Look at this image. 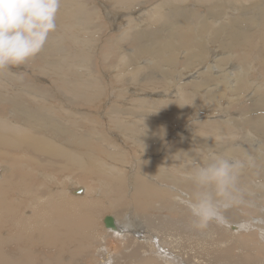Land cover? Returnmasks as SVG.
Returning <instances> with one entry per match:
<instances>
[{
  "label": "bare ground",
  "instance_id": "6f19581e",
  "mask_svg": "<svg viewBox=\"0 0 264 264\" xmlns=\"http://www.w3.org/2000/svg\"><path fill=\"white\" fill-rule=\"evenodd\" d=\"M73 1L74 3L72 2L70 4L63 3L65 1L61 2V8L57 14L56 31L50 34L49 40L44 46L46 48H43V49H45L46 51H49L52 49L56 50L55 52L49 54L47 64L49 67H52V70L54 72L60 73L59 75H62V78H63L62 85H64V91L68 93L70 98L76 99L77 103L79 101L81 106L82 105L89 106L91 105L90 102L87 100L89 95L86 94V91L88 90L86 89V87L88 86V84H86L85 87L84 86L81 87L80 84L84 83V81L92 74H93V77H95L94 75H97V74H94L95 69H92L93 67L89 66V63L94 61L93 59H90L94 46H96L99 52H100L99 48L101 49V47H98V44H99L98 34H102L103 28L102 26L99 27L96 25L98 23H101V12L97 11L98 8H96L95 6H92V0H79L78 4H76V1L78 0H73ZM99 1L103 2L102 0H99ZM110 1L113 2L112 6L115 7L116 9V13L113 12L114 16L118 17L119 19L122 17H125L124 14L122 13H127L129 10H131V12L138 14L134 20L128 19L127 21L124 22L127 29L126 31H124L125 33L123 34V36L119 37L118 40L114 43L116 47L117 46L121 47L123 43H125L126 45V43L130 41V45L134 47L133 51L127 52L128 50L125 49V46H123V50L120 49L119 53L117 52L119 55L116 60L119 61V66L121 67V70H119V68H116L117 73H118V75L116 73L117 80H120L119 78L123 76L122 78H124V80L126 81V84H129L133 87L141 88V90L139 91L135 90L134 93L147 91L150 89H163L165 91V94H162L163 96L162 99L159 98L160 95L156 97L153 96L148 99H144V98L137 99L135 100L137 104L133 105V108H120V107L114 106L112 108H109V110H107L108 105H105V109L107 110L106 114L108 115L105 119L107 121H110L111 123H115L116 124L115 127H118V129L122 131L123 133L122 136H124L126 140H130L132 142V146L140 147L143 151H146L145 153L147 152L157 153L158 151L159 152L162 151L161 147L163 146L162 144L163 139H165L172 130L174 131V127L176 126L174 124L167 128H163L160 126L161 124L166 125L168 121L170 120L168 118H166L165 120L164 118H161L162 114L160 113V111H163V107L172 108L171 111L167 110V112H170L172 116V118L170 116L171 119H174V112H175L178 115H183L180 118V121L184 122L187 120V117H188L187 114L189 112V109L191 108L198 109L202 112L213 113V112H209L210 109L213 107L212 111L218 112L219 109H222L221 101L225 99L230 100V102H227L228 107L223 110V112H225L228 115V120L220 121V122H213V123H203V122L195 123L192 121L194 124V129H191L189 127V121L184 122L183 123L184 125L181 127L179 133L175 134L174 138L183 140L181 141L180 145L183 144L185 146L174 149V147H172V144H171V146L169 147H172V148L166 149L165 154L164 153L162 154L164 157L159 158L162 160L161 163H157L156 166H153V165L151 166L155 168L157 167L158 171L160 172L159 174L164 176L165 178L164 180H169L176 186V188L173 187L174 193H176V195L180 193L181 189L189 190L188 193H185L184 195L185 198L193 190V185L191 181L183 182L177 178H172L170 175L168 176L166 174L164 175V172H163L165 170L164 169L165 165H163V163L166 164V162L168 161L170 163L171 161L175 162L174 159H176L177 161L178 154L185 153L184 161L185 163H189V164L187 165L182 164L181 166H178V167H175V166H172V167H175V169L178 172L183 173L184 176H189L191 169H192V165H193V164H190L191 163L190 161H188V157L194 158L193 162L195 161L199 163L205 162L209 154L211 153H221V154L234 156L238 158L251 157L252 159V165L250 167L245 168L240 177V184L243 187L242 188L243 193L246 192L248 195H250V197L248 196L249 197L248 200L243 201V198H242L241 202L245 203L244 206L240 207V205L239 206L237 205V207L239 208H232L233 207L232 205L225 207L222 211L221 219L219 221L210 222L207 228L205 229H197L192 226L191 214L188 211L186 206L181 208L182 210H184L183 212H181V210L179 211L178 209H176L175 208L176 206L174 207V210L173 208L171 209L167 207H161V205H160V209L153 208L156 205L155 199L159 200L160 198L161 200L163 196L164 198L166 196V199H167L168 193L163 191L162 187L160 186V182H158V180L157 181L154 180L153 178L149 176V174L148 175L144 174V172L142 171H137L135 175L133 174L134 175L132 177L133 180L129 178L131 180L132 185L134 186L133 195H135V198L134 196L132 197L134 202H135V199H138V202L136 201L135 203H137L138 206L141 205L143 207V210L144 208H147L146 206L147 204L148 207H151L149 208V210L154 209L155 212L161 211L164 209L169 210V211H174V213L178 214V218H177L178 221H181L183 223L187 221L190 224L191 229L188 234L190 237L192 236L193 239H197L198 236L204 237L208 235L215 237V234H217V239L215 237L216 243L218 241H220V243L219 242L217 244H215V242L213 243L215 244L216 247L218 248L221 247V250L219 251L217 250L218 253H216V255L219 254L217 255V258H216L217 260L223 261V258H225L227 259V261L229 260L231 264H257V262H255L254 260L249 259L250 257L247 258V255L244 256L240 254H247L249 252L248 249L254 250L253 245L251 244V238H250L252 237L250 236L252 234L249 233L247 235L246 233L247 237H244L243 236L244 233L242 231L244 232L251 231V230L256 231V229L261 227V225L263 226V229H264V220L261 219V218H264V94L262 93L264 92V85H261L255 82L256 84L253 86L254 93L246 96L247 103H248L247 111H244L247 114L246 118L244 116H241V119L234 118L230 112L229 105L238 104L236 102L237 97L235 98L232 97L234 99L232 98L229 99V96L218 98V97H214V94H213L212 103H209L210 99L207 96H200V95H202L203 93H207L208 89H211V86H213L214 84H216L215 87L219 91L222 89H226V90H229L230 92L235 93L238 83H241V84L247 83L249 85L253 83L249 80V78L252 76V73H253L252 68L248 71H244L243 69H241L240 72L237 74L234 73L233 71L229 72L228 69L220 65V58L219 60L215 61V64H217V66L212 67L213 60L215 57L213 51H216V50L214 48H209L211 46L209 42L208 44L210 45L209 47L207 46L206 42L204 41L205 39L204 38L202 39V36L204 34H207L208 39L210 40H212L214 36H218L219 38H217V40H219L220 42L218 48L220 49H222L223 45H228L229 50L227 51L229 52L226 53L227 55L226 57L228 58H234L237 54H239V52L241 55H244L246 57L248 55L250 56L251 52L249 54V52H247L246 50H249L248 48H250L252 45H255L253 48L255 52L252 53V59L254 58L255 62L259 61L264 70V0H245L246 5H244L241 8L242 10L240 9L242 13L238 17H235L233 20H230V19L227 20L225 18H229L228 11H230L232 8H235L237 3H239L240 0H236V1L234 0H158V1H155V0H110ZM191 1H193L194 3H191ZM103 6L105 8V5ZM211 13L216 14L217 17H214L213 15H211ZM113 21H114V24L117 25L116 28H123L122 23L119 24L118 19L115 18L112 20V22ZM246 28H248L249 30H247ZM72 30L76 31L77 33L74 34ZM194 32L195 34L196 33L201 34V37H197V39H195L191 44L187 43L186 42L187 35L189 36L190 33H194ZM67 34L70 35L69 42L71 41V43H74V45L79 47L77 51H80L81 54L83 55L82 57H80V59L74 58L73 56L70 57V55L66 54L65 45H64L65 43L62 44L61 41L66 42L62 39L66 38L65 36ZM101 38H104V37H101ZM104 40H106V38ZM56 42L59 43V48L58 46L56 48L55 46ZM110 42H111V39L105 41L104 44L108 45ZM244 47L246 48V50H243ZM70 49H72V47ZM97 50L96 52H98ZM216 53L218 54V52ZM71 58H74V60H71ZM113 61L114 60H112V62ZM180 65L182 66V68H177ZM71 67H73V70L71 69ZM172 68H176L177 70L176 73H174V77L172 76L173 72L171 70H174ZM70 69L72 70L71 74L75 76L76 78H78L79 80L78 83H74L71 79L65 77L66 76L65 72ZM150 69H152V71H150ZM113 70L114 69L112 68V71ZM214 70H216L215 72L217 74H219L220 72H222V70H224L227 73V75L224 76L223 80H218L215 82L213 81L214 83L210 85L206 91H203V90H200L199 88L197 89L196 87H194L197 84L199 85L201 83L203 84L204 79H206V77L212 76V73ZM8 72H11V71H8ZM124 75H126V77L127 75H129L130 76L129 79H127L128 77L125 78ZM5 78H8V77H5ZM16 79L17 81H20V79H23V78L16 77ZM98 80L96 78V79L91 80L89 83L90 84L96 83L98 82ZM186 80H188V82H186ZM227 81H228V86L221 85L222 82H227ZM10 83H11V80H10ZM101 84L103 85V83ZM2 85H4V83ZM28 85L29 84H27V86ZM31 85L35 87L36 84L35 85L31 84ZM190 86L192 88L191 91L189 90ZM205 86H206V83L204 82L203 85L198 86V87L204 88ZM122 87H123V83H122ZM114 90L116 89L114 88ZM52 91L50 92V95ZM91 91H93V93L91 94L93 96V99L95 101L98 100L100 96L98 97L97 95L99 93L101 94V90L94 89ZM132 91L133 90L129 88V92L132 93ZM122 92H124V90ZM174 92H176L175 96H174ZM30 93L32 94V92ZM6 96H8V94ZM136 96L137 94H135V97ZM103 97L105 98V96ZM201 97L202 99H200ZM15 98H14L15 101L13 100L14 102H16L17 96ZM21 98L23 99L24 97L21 96ZM64 99L65 97L62 100ZM206 99H207V102H206ZM103 100L106 101L105 99ZM21 106L22 105H20V107ZM85 108L90 109L89 107H85ZM219 111L221 112V110ZM192 113L194 114V112ZM64 114L66 118H70L69 113H64ZM95 114H96V111H95ZM2 118L4 119V117ZM43 118L46 119L44 122H51V121H47V118L48 119L50 118L48 114H44ZM91 118H92L91 113H88L86 115L75 116V119L78 122L91 120ZM16 120L14 123H12L13 122L12 121L9 124L4 122L5 120L0 122V136H1L0 148H4V149L6 148V145L2 144L3 142L7 145L17 143L15 146H22L24 152L30 153L32 150L30 152L27 150L29 148V146L27 147V144L30 142L31 146L32 145L38 146V152H39V155H37L38 158L33 157V156L31 157L36 159L35 162H37V165L39 167L40 165L46 166L47 163L60 166L66 162L65 166L69 164H73L74 168L76 169L74 172L75 179L79 178V174L81 178L84 176L100 175V173L103 172L105 174L111 175L110 179L112 180L109 182L110 179L107 180L106 178H104V180L100 182L101 184L98 183V187L94 188V191H93V188H91L90 186H77L76 187V185H74L76 183L74 180L73 185L75 187L73 186L74 188L70 189V194H72V197L67 196L70 198L66 199L65 198L66 191L64 188L65 186L63 187L62 185V187H58L57 190L50 188L51 189L50 191L47 190L46 188V185L49 181H53L59 186H61V183H59L58 180H56L55 175L54 174H49L47 176L43 175V177L39 176L38 182H42V183L41 185L37 187L36 191L33 190V188H31L28 193L19 190L20 192L15 193L14 196L12 197L13 199L10 200L9 198L11 197L8 195V192H9L8 189L11 188L13 185H15V182H14V179L12 180L13 176L12 177L8 176L9 171L5 167L2 168L0 166V218L1 219L7 218V220L10 223L7 221L6 226L11 227L9 229V232L12 234V236H9V232H7L4 234V236L0 235V264H74L73 259H75L76 261L77 258L81 257L83 254H93V255L98 254L99 257H102L101 254L102 255L105 254L109 257V260L108 259L105 260L104 258V262H103L104 264H131L129 259L131 260L135 259L134 262L138 260L140 264H155V263L157 264H194L192 260L190 261L188 259V262H186L184 261V258L176 254L175 255L177 256V259L174 258V252H176L175 250L178 248V245L175 244L176 242L174 240V236H172L171 234H169L170 236L168 237L160 238L159 232L156 233V235H159L157 237L158 240L156 241L157 243V246H156L154 244L155 238L153 239V237L148 236L147 234H144L145 236L140 235V234L137 235L136 232L138 230L132 231L133 229H131L130 223L132 222L133 217L130 219V217L127 216V212L125 211L128 207L126 208V206L124 205L125 203L122 204L118 208V212L116 213V215L111 216L110 214L109 216H107V217H111L112 220L114 221V228L106 226L105 233L100 234L99 232L100 230L98 227V219H95L96 213L99 211L101 212V205L106 204L107 208L110 207L109 209L112 210L114 209L115 205H118L120 202V198L118 197V195L114 196L113 202H109V203L105 201L101 202V198L102 200H105L103 192L105 191V196H107L108 194L116 193L117 192L116 185L119 183L125 184L126 182L125 179H127L126 174L122 172L121 170L123 169L124 164L128 162V160L122 158L123 153L116 152L115 144H112V143L109 144V147L111 149L113 148L115 149L114 152L113 153L111 152L112 154H110V155H113L112 158L114 159V162H113V159H111L112 161L107 163V162H104V160L93 149L89 148L88 146H87L88 147L87 149L86 145L82 143H78L79 146L70 144V142L74 141L75 134L77 132L74 128H72L70 131L71 136L62 137V142H61L60 133H59V130L57 129H54L53 137H47L44 133H38V131H36L37 133H35L34 128L32 129V126L28 124L21 125L23 126V129H20L16 123ZM99 120L101 121L100 118ZM99 123H101L102 125L104 122L102 120V122H98V124ZM117 123L119 124L118 126H117ZM48 124L49 123H47V125ZM94 125H95L94 127H97L96 121ZM110 126H113V125H110ZM44 128H47V126L45 125ZM247 128L250 129V132L248 134L246 133L247 135H245V144H244L243 133ZM61 129H62V132L64 133L67 132L66 125L63 122H62ZM110 130H113V129H110ZM102 134L99 133L98 128H93V134L89 136V140L94 141L97 145L102 144L103 142ZM48 139L55 143L60 144L61 148L58 147L59 149H54L50 145V142ZM2 140L3 142H1ZM118 140L121 141V139H118ZM236 141H240V143ZM75 142L77 143V140H75ZM143 145L145 147H143ZM177 146L178 145H176V147ZM5 150H7V148ZM122 150H124V148ZM13 153L16 154L15 152ZM81 155L84 156V159L88 157L90 158V160H88V162L86 163L81 157ZM17 158L19 159L18 160L19 162L20 158L18 157V155H17ZM3 159L4 157H2L1 160ZM137 159L138 160L136 161H139L137 163L138 170L139 169L142 170L145 163L143 165V162H140L141 158L140 159L137 158ZM21 162L23 161L21 160ZM182 162L183 161H181V163ZM24 163L27 164L28 161ZM37 165H35V167ZM72 167H70L71 170L69 173L72 172ZM133 167H134V164H133ZM146 169L148 168L146 167ZM149 170L151 171V169ZM156 170L154 171L156 172ZM66 171L68 172V170ZM11 173H14V171L11 170ZM71 179L72 178H70L69 180ZM166 182H163V183H166ZM16 185L17 187L18 185L24 187L26 185V182L21 181V179H19V183H16ZM91 186L94 187V184ZM156 188L159 189V191ZM12 189H14V187ZM100 190H101V193L99 192L97 197H95L98 199V202L96 203V206H97L96 209H91L90 211H88L86 206L82 207L78 205L79 207H77V204H80L79 202L80 200H84L87 197H92V194H94V192L96 193ZM125 192L126 191H124V193ZM76 196H80V197H76ZM25 199L26 201L29 200V203H28L29 206L27 205L29 207L28 209H32L33 211L32 210L27 211L22 221L17 220L16 217L21 216L18 207L19 205L22 204L21 200H25ZM143 199L147 201H144ZM128 201L129 200H127V202ZM161 201L163 202L164 205H166L165 203L167 202V200L166 201L161 200ZM168 202L170 201L168 200ZM39 203H41L40 207L38 205ZM38 207L40 208V212L36 213L37 211L35 210ZM135 208L137 209L138 207H135ZM49 210H50L49 215L46 217H43ZM149 210L147 212H149ZM150 211H152L154 214L153 210H150ZM250 214H254V215L256 214L257 216L260 215L263 217L259 216L257 218L256 217H249L247 219L243 218V216L245 215L250 216ZM172 216L174 219V214ZM21 217H23V215ZM102 219H103V216H102ZM162 219H163V213H162ZM168 219H170V217H168ZM156 220H158V218ZM170 220L168 221L170 222ZM248 220H251L252 223H249ZM140 222L142 223L141 220ZM147 222L148 221L146 220V223ZM155 222L156 221H154V223ZM175 222L176 221H174V223ZM233 222H235V224ZM154 223H151V225L154 226L155 225ZM220 223H223L224 226L226 225L228 227V229H225V230L230 231L231 233L230 237H228L226 231L221 232L220 228L217 227V224L219 225ZM165 224H168V223H165ZM156 225L158 224L156 223ZM226 226L225 228H227ZM156 228L158 227L156 226ZM19 229H21V231ZM164 229L162 230L160 229V230L163 231ZM15 230L17 231V233ZM126 230H128V232H126ZM200 230L202 231L206 230V232L207 231L208 232L200 235L198 233V231ZM146 231L145 233H147ZM25 234L28 237L24 236ZM129 234L131 235L129 236ZM151 234L153 235V233ZM177 234L176 236L180 235V234L178 235ZM241 234H242V237H241ZM260 234H261L260 236L264 238V230H262V233ZM132 235H134L136 238H139L140 240H137ZM254 235H256V233ZM153 236H155V234ZM111 237L112 239H114V241L112 245H109L108 242H109V238L111 239ZM194 241H197V240H194ZM198 241H199V245L201 246V249L203 248L201 251L203 252L207 250L206 245H205L206 243H202V241H205V240L199 239ZM258 242H261V241H258ZM118 243L119 244L121 243L123 246L125 244L124 249L120 250V248L117 246ZM13 245L17 246L19 249H16L14 247L15 250H13ZM122 245H120L121 248L123 247ZM93 248H94V251L92 252ZM217 251H213V252H217ZM261 253H262V250H261ZM36 254H50V255L57 254V257L54 260H52L50 259L51 257L46 258L44 256L45 259L42 257V259L44 260L41 259L40 261H38L36 258ZM63 254H73V257L68 256L70 263L67 261L68 259H66L65 257H64L65 259L64 258L62 259ZM71 261L73 262L71 263ZM223 262H226V261H223ZM197 264H205V262H197Z\"/></svg>",
  "mask_w": 264,
  "mask_h": 264
},
{
  "label": "rangeland",
  "instance_id": "374dc122",
  "mask_svg": "<svg viewBox=\"0 0 264 264\" xmlns=\"http://www.w3.org/2000/svg\"><path fill=\"white\" fill-rule=\"evenodd\" d=\"M65 1V2H63ZM103 2H100L99 0H92V6H95L97 9V11H100L101 12V23H98L96 24L97 26L103 28V32L102 34H98V47H101V49L99 48L100 52L97 50L96 46H94L93 48V52H92V55H91V58L90 59H93L94 61L93 62H90L89 63V66L93 67L92 69H95L94 71V74H97V75H94L95 77H93V74L91 76H89L85 81L84 83L80 84V86H86V84H88V86L86 87V89H88L86 91V94L89 95L88 97V101L90 102L91 105L87 106V105H82L79 103L76 102V99H72L69 97L68 93H66V91H64V85H62L63 83V78H62V75H59L60 73H56L52 70V67H49L48 64H47V60H48V57H49V54L55 52L56 50L55 49H52V50H49V51H46L45 49H43V51L41 53H38V57H32L30 58L28 61H26L24 64L22 65H19V66H13L11 67L10 69H6L4 71L1 72L0 74V122L1 121H4L6 122L7 124H9L10 122L14 123L15 120H16V123L18 125V127L20 129H23V124H28L30 126H32V129L34 128V132L37 133L36 131H38V133H44L47 137H53L54 135V129H57L59 130V133H60V141L62 142V137L64 136H71L70 134V131L72 128H74L77 132L75 134V139L73 142H70V144H73L75 146H79L78 143H82L84 145H86V147L88 146L89 148L93 149L103 160L104 162H111L113 159L112 156L113 155H110L114 152V150L116 149V152H121L123 153V157L124 159H127L128 162H126L124 164V167L123 169L121 170L122 172H124L126 174V182L125 184H117L116 185V193L114 194H108L107 196H105V191L103 192V195L105 197V200H102L101 198V202L105 201L107 203L109 202H113V198L114 196L118 195V197L120 198V202L118 205H115L114 209H109L107 208V205H101V212H97L96 215H95V219H98V227H99V232L100 234L101 233H105V224H104V218L109 216L111 214V216L113 215H116V213L118 212V208L124 204L126 206V211L127 212V216L130 217V219L133 217V220L132 222L130 223V227L131 229H133L132 231H137L136 234L137 235H144V234H147L148 236H151L153 237L154 239V244L157 246V243L156 241L158 240V236L159 235H156V233L159 232L160 234V238L162 237H168L170 236L169 234H171L172 236H174V240H175V244L178 245V248L175 250L176 252H174V258L177 259V256L176 255H179L180 257L184 258V261L188 262V259L191 261L194 262V264H197V262H205V264H231L229 262V260L227 261V259L223 258V261H226V262H223L222 260H217V254L219 250H221V247H216L215 244H217L218 242L220 243V241H218L216 243V239H217V234H215V237H212L210 235L208 236H204V237H200L198 236L197 239H193V237L189 236V232H190V224L185 221V223L181 222V221H178L177 218H178V214L174 213V211H169V210H161V211H157L155 212L154 209H150V210H153L154 211V214L152 211L149 210V208L151 207H148V205L146 204L147 208H144L143 210V207L141 205H137V203H135L136 201L138 202V199H135V202L133 200V196L135 198V195H133V191H134V186L132 185L131 183V180H133V176L135 175V173L137 171H142L144 172V174H149V176L151 178H153L154 180H158V182H160V186L162 187L163 191H165L166 193H168L167 195V199H166V196L164 198V196L162 197L161 200L163 201H166L167 202L165 203L166 205L163 204V202L160 200H156L155 199V207L153 208H156V209H160V205L161 207H167V208H173L174 210V207L176 209H178L179 211L181 210V212H183L184 210H182L181 208L185 207V205L183 206V201L185 199L184 195L185 193H188L189 190L187 189H181L180 190V193H178L176 195V193H174V188H176V186L170 182L169 180H164V176L163 175H160L157 167H151L152 165L153 166H156L157 163H161V159L159 158H162L164 157L162 154L164 153L165 154V150L168 149V148H172L174 147V149L178 148V147H182V146H185L183 144L180 145L181 139H178V138H174V135L175 134H178L181 127L184 125L183 123L184 122H188L189 121V127L191 129H194V124L193 122H203V123H213V122H220V121H225V120H228V115L223 112V110L225 108H227V102H230V100H222L221 103H222V106L221 108L222 109H219L221 110V112L218 110V112H214L212 111V108L210 109L209 112H213V113H208V112H202L198 109H189V112L187 114V120L184 121V122H181L180 121V118L183 116V115H178L174 112V119H171L172 116L170 114V112H167L168 111H171L172 108L171 107H163V111H160V113L162 114L161 115V118H164V120L166 118L170 119L168 121V123L166 125H163L161 124L160 126L163 127V128H167V127H170L171 125H176L174 127V131L172 130L169 135L163 139V146L161 147L162 148V151H158L157 153H145L146 151H143L140 147H134L132 146V142L130 140H126L124 138L123 133L120 129H118V127H115L116 124L115 123H111L110 121H107L105 118L108 116L106 114L107 110H109V108H112V107H120V108H133V105L137 104L135 102V100L137 99H141V98H144V99H148V98H151L153 96H158L160 95L159 98H163L162 94H165V91L163 89H150V90H147V91H142V92H138V93H134L135 90L136 91H139L141 90V88H137V87H133L129 84H126V81L124 80V78H119L120 80H117V69L116 68H119V70H121V67L119 66V61L116 60L118 58V53H119V50H123V46H125V49H127L129 51H133L134 50V47L130 45V41H128L125 45V43H123L121 45V47H116L114 45V43L118 40L119 37L123 36V34L125 33L124 31H126V25H125V21H127L128 19H132L134 20L136 17H137V13H134V12H131V10H129L127 13H122L124 14L125 17H122V18H118L116 16H114V13H116V9L115 7L112 6L113 2L110 1V0H102ZM109 1V2H108ZM155 1H158V0H155ZM236 1V0H234ZM63 3L65 4H70V3H74L73 0L69 1V0H62ZM79 3V0L76 1V4ZM191 3H194L193 1H191ZM241 3V4H240ZM154 4V3H153ZM105 5V8L104 6ZM246 5L245 4V0H240L239 3H237L236 7L235 8H232L230 11H228V15H229V18H225L227 20H233L235 17H238L242 12H241V8ZM91 6V4H90ZM112 6V7H111ZM238 8V9H237ZM241 9V10H240ZM239 10V11H238ZM232 11V12H231ZM121 13V12H120ZM131 13V14H130ZM211 15H213L214 17H217L216 14H213L211 13ZM231 16V17H230ZM114 17V18H113ZM132 17V18H131ZM221 17V16H220ZM233 17V18H232ZM118 19L119 20V24L122 23V27L123 28H116V24H114V21L112 22L113 19ZM126 18V19H125ZM125 19V20H124ZM97 20V19H96ZM115 25V27H114ZM247 30H249L248 28H246ZM72 32L74 34H76L77 32L76 31H73ZM108 32V33H107ZM123 32V33H122ZM100 33V32H99ZM69 34V33H68ZM66 35L64 39V41H68L67 43L66 42H62V44L65 45V50H66V54L70 55V57H74V58H77V59H80V57H82L83 55L81 54L80 51H77V49H79V47H77L76 45H74V43H71V41L69 42V37L70 35ZM104 37V38H101V37ZM112 36V37H111ZM192 36V37H191ZM197 37H201V34H195L194 33H190L189 36L187 35L186 37V42L191 44L195 39H197ZM106 38V40H104ZM194 38V39H193ZM205 39L204 41L206 42L207 46L209 47V45L211 44V46L209 48H214L216 51H213L215 57H214V60H213V64H212V67H215L217 66V64H215V61L219 60L220 58V65H222L224 68L228 69L229 72H234V73H239L241 69H243L244 71H248L250 70L251 68L253 69V73H252V76L249 78V80L251 82H253L252 84H241V83H238L237 84V89L235 91V93L233 92H230L229 90H226V89H222V90H217V88L215 87L216 84H214L213 86H211V89H208V87L210 85H212L215 81H218V80H223L224 79V76L227 75V73L222 70V72H220L219 74H217L214 70L213 73H212V76L210 77H206V79H204V82L206 83V86L203 88V87H198V86H201L204 84L201 83L200 85L197 84L196 87L197 89L199 88L200 90H203V91H206L208 89V92L207 93H203L202 95L200 96H207L209 99H210V102L209 103H212V100H213V94H214V97H218V98H221V97H224V96H229V99L232 98V97H237L236 99V102L238 104H234V105H229L230 106V112L231 114L233 115L234 118L236 119H241V116H244L246 118V112L244 111H247V106H248V103H247V99H246V96L250 95V94H253L254 91H253V86L256 84V83H259L261 85H264V70L260 64L259 61H256L254 60V58L252 59V53L255 52V50H253L254 46L255 45H252L250 48H248L249 50H246V48L244 47L243 50H246L247 52H251V55L249 56H244V55H241L240 52L239 54H237L234 58H228L226 57V53L229 52L227 50H229V47L228 45H223L222 46V49L218 48L219 46V40H217V38H219L218 36H214L212 40L208 39V35L207 34H204L202 36V39ZM66 39V40H65ZM102 39V41H101ZM111 39V42L108 44V45H105L104 42ZM191 39V40H190ZM191 41V42H189ZM103 44H102V43ZM208 42L210 44H208ZM68 44V45H67ZM73 44V45H72ZM102 44V45H101ZM107 44V43H106ZM110 45V46H109ZM56 48L58 46L59 48V43L56 42ZM104 46V48H103ZM109 46V47H108ZM131 49H130V47ZM216 46V47H214ZM72 47V49H70ZM116 47V48H115ZM46 48V47H44ZM75 49V50H74ZM224 49V50H223ZM251 49V50H250ZM69 50V52H68ZM81 50V49H80ZM96 50L98 52H96ZM104 50V51H103ZM220 50V51H219ZM236 51V50H235ZM77 52V53H76ZM80 52V54H79ZM118 52V53H117ZM218 52V54L216 53ZM96 53V54H95ZM104 53V54H103ZM222 53V54H221ZM79 54V55H78ZM101 54V55H99ZM224 55V56H223ZM79 56V57H78ZM95 56V57H93ZM104 56V57H103ZM205 56V54H204ZM239 56V57H238ZM102 57V58H101ZM39 58V59H38ZM74 58H71V60H74ZM115 58V59H113ZM241 58V60H240ZM250 58V59H249ZM82 59V58H81ZM103 61H102V60ZM114 60L112 62V60ZM222 59V60H221ZM229 59V60H228ZM38 60V61H37ZM240 60V61H239ZM41 61V62H40ZM118 61V62H117ZM135 61V59H134ZM222 61V63H221ZM242 61V62H241ZM251 63H250V62ZM40 62V63H38ZM116 62V63H115ZM45 63V64H43ZM244 63V64H243ZM247 63V64H246ZM91 64V65H90ZM253 64V65H252ZM29 65V66H28ZM43 65V66H41ZM46 67H45V66ZM111 65V66H110ZM228 65V66H227ZM243 65V66H242ZM255 65V66H254ZM37 68H36V67ZM230 66V67H229ZM255 68H254V67ZM30 67V68H29ZM43 67V68H42ZM234 67V68H233ZM29 68V69H28ZM36 68V69H35ZM50 68V69H49ZM112 68L114 69L112 71ZM177 68H182V66L180 65L179 67ZM245 68V69H244ZM32 69V71H31ZM34 69V70H33ZM71 69L73 70V67H71ZM68 70L65 72V77L66 78H69L71 79L74 83H78V78H76L75 76H73L71 74V71L72 70ZM174 70H171L173 72L172 76L174 77V73H176V68H172ZM11 71V72H8V71ZM82 70V68H81ZM193 70V69H192ZM35 71V72H34ZM70 71V72H69ZM116 71V72H115ZM150 71H152V69H150ZM6 72V73H5ZM26 72V73H25ZM47 72V73H46ZM123 72V71H122ZM8 73V74H7ZM11 73V74H10ZM38 73V74H36ZM117 73V75H116ZM16 74V75H15ZM28 74V76H27ZM215 76H214V75ZM7 75V76H6ZM33 75V76H32ZM14 76V77H13ZM27 76V77H26ZM43 76V77H42ZM5 77H8V78H5ZM16 77H22L23 79H20V81H17ZM74 77V78H73ZM102 77V78H100ZM125 78L129 79V75H124ZM5 78V79H3ZM11 78V79H10ZM13 78V79H12ZM27 78V79H26ZM30 78V80H29ZM32 78V79H31ZM73 78V79H72ZM76 78V79H75ZM98 80V82L96 83H89L91 80L93 79H96ZM144 78V77H143ZM212 81H211V79ZM215 78V79H214ZM218 78V79H217ZM16 79V80H15ZM117 81H116V80ZM261 79V80H260ZM5 80V81H4ZM10 80H11V83H10ZM15 80V81H14ZM25 80V81H24ZM33 80V81H32ZM104 80V81H103ZM123 80V81H122ZM208 80V81H207ZM24 81V82H23ZM49 81V82H48ZM207 81V82H206ZM214 81V82H213ZM4 85H2L3 83ZM6 82V83H5ZM14 82V84H13ZM17 82V83H16ZM31 82V83H29ZM53 82V83H52ZM123 83V87H122V83ZM186 82H188V80H186ZM256 82V83H255ZM8 83V84H7ZM36 85H35V84ZM103 83V85L101 84ZM16 84V85H15ZM23 84V85H22ZM26 84V85H25ZM27 84H29L27 86ZM31 84L35 85L32 86ZM52 86H51V85ZM85 84V85H84ZM120 84V85H119ZM18 85V86H17ZM20 85V87H19ZM221 85L223 86H228V81L227 82H222ZM10 86V87H9ZM24 86V87H23ZM27 86V87H25ZM102 86V87H100ZM130 86V87H129ZM6 87V88H5ZM8 87V88H7ZM38 87V88H37ZM40 87H44L43 89L40 88ZM51 87V88H50ZM98 87V88H97ZM4 88V90H3ZM20 88V89H19ZM33 88V90H32ZM35 88V89H34ZM59 88V89H58ZM67 88V87H66ZM93 88V89H92ZM103 88V90H102ZM105 88V89H104ZM114 88L116 90H114ZM125 88V89H124ZM129 88L132 91V93L129 92ZM25 91H24V90ZM31 89V90H30ZM37 89V90H36ZM41 91H39V90ZM55 89V90H54ZM94 89H100L101 90V94L99 93L97 96L99 97L98 100H94L93 99V96L91 95L93 93V91L91 90H94ZM32 92V94L28 91ZM36 90V91H35ZM53 90V91H52ZM71 90V89H70ZM90 90V92H89ZM124 90V92H122ZM189 90L191 91L192 88L190 86ZM246 90V91H245ZM45 91V92H44ZM52 91L51 95H50V92ZM189 91V92H190ZM13 94H12V93ZM23 92V93H21ZM44 92V93H42ZM57 92V94H56ZM61 92V93H60ZM104 92V93H103ZM238 92V93H237ZM243 92V93H242ZM27 93V94H26ZM47 93V94H46ZM64 93V94H63ZM264 94V92H262ZM260 93V94H262ZM8 94V96H6ZM17 94V95H16ZM45 94V95H44ZM63 94V95H62ZM118 94V95H117ZM135 94H137V96L135 97ZM212 94V96H211ZM14 95V96H13ZM19 95V96H18ZM32 95V96H31ZM65 95V96H64ZM176 95V92H174V96ZM12 96V97H11ZM17 96V100L16 102H14V98ZM24 97L23 99L21 98ZM35 96V97H34ZM60 96V97H59ZM105 96V98L103 97ZM199 96V97H200ZM239 96V98H238ZM53 97V98H51ZM65 97L64 100H62L63 98ZM67 97V98H66ZM9 98V99H8ZM36 98V99H35ZM48 98V99H47ZM114 98V99H113ZM207 98V99H208ZM217 98V99H218ZM232 98V99H234ZM7 99V100H6ZM16 99V98H15ZM56 99V100H55ZM60 99V100H59ZM69 99V100H68ZM72 99V100H71ZM103 99H105L106 101H104ZM111 99V100H110ZM202 99V97L200 98ZM207 99H206V102H207ZM231 99V100H232ZM11 100V102H10ZM14 100V101H13ZM23 100V101H21ZM34 100V101H33ZM38 100V102H37ZM41 102H40V101ZM94 100V101H93ZM109 100V101H108ZM70 101V102H69ZM73 101V102H72ZM75 101V102H74ZM92 101V102H91ZM113 103H112V102ZM22 102V103H21ZM25 102V103H24ZM37 102V103H36ZM105 102V103H104ZM110 102V103H109ZM64 104V105H63ZM9 105V106H8ZM18 105V107H17ZM20 105H22L20 107ZM69 105V106H68ZM71 105V106H70ZM73 105V106H72ZM79 105V106H78ZM96 105V106H95ZM105 105H108V109L106 110L105 109ZM129 105V106H128ZM5 106V107H4ZM54 106V107H53ZM63 106V107H62ZM95 106V107H93ZM8 107V108H7ZM30 107V108H29ZM45 107V108H44ZM62 107V108H61ZM75 107V108H74ZM79 107V108H77ZM85 107H89L90 109L88 108H85ZM3 108V109H2ZM14 108V110H13ZM20 110H19V109ZM85 108V109H84ZM92 108V109H91ZM96 108V109H95ZM22 109V110H21ZM40 109V110H39ZM68 109V111H67ZM72 109V110H71ZM19 110V111H18ZM60 110V111H59ZM64 110V111H63ZM66 110V111H65ZM86 110V111H85ZM92 111V112H91ZM95 111H96V114H95ZM105 111V112H104ZM24 112V113H22ZM51 112V113H50ZM194 112V114L192 113ZM237 112V113H236ZM244 112V113H243ZM10 113V114H9ZM64 113H69L70 114V118H66L65 114ZM76 113V114H75ZM88 113H91L92 115V118L91 120H87V121H80L78 122L76 119H75V116H79V115H86ZM16 114V115H15ZM44 114H48L50 116V118L48 119L47 118V121H51V122H44L46 119L43 118V115ZM54 114V115H53ZM94 114V115H93ZM5 115V116H4ZM9 117H8V116ZM105 115V116H104ZM14 118H13V117ZM18 116V117H17ZM28 118H27V117ZM53 116V118H52ZM171 116V118H170ZM191 116V117H190ZM4 117V119L2 118ZM16 117V118H15ZM98 117V118H97ZM196 117V118H195ZM24 118V119H22ZM95 118V119H93ZM99 118L101 119V121L99 120ZM15 119V120H14ZM98 119V120H97ZM192 119V120H191ZM218 119V120H217ZM96 121V126L97 127H94V123ZM103 120V126L101 125V123L98 124V122H102ZM163 120V121H164ZM162 121V122H163ZM193 121V122H192ZM62 122L66 125V131L67 132H62ZM88 122V123H87ZM108 122V123H107ZM19 123V124H18ZM45 123V124H44ZM47 123H49L47 125ZM86 123V124H85ZM191 123V124H190ZM105 124V125H104ZM109 126H108V125ZM20 125V126H19ZM34 125V126H33ZM46 125L47 128H44V126ZM100 125V127H99ZM107 125V126H106ZM110 125H113V126H110ZM119 124L117 123V126ZM102 126V127H101ZM192 126V127H191ZM36 127V128H35ZM111 127V128H110ZM39 128V129H38ZM59 128V129H58ZM93 128H98L99 129V133H103L102 134V137H103V142L102 144H99L97 145L94 141H91L89 140V136L91 134H93ZM41 129V130H40ZM102 129V130H101ZM109 129V130H108ZM110 129H113V130H110ZM43 130V131H42ZM92 130V131H91ZM79 131V132H78ZM105 131V132H104ZM117 131V132H116ZM33 132V133H34ZM81 132V133H80ZM250 132V129H246L243 133V139H244V144H245V135H247L248 133ZM34 133V134H35ZM84 133V134H83ZM116 133V134H115ZM247 133V134H246ZM80 134V135H79ZM51 135V136H50ZM194 135V133H193ZM192 135V136H193ZM77 136V137H76ZM87 136V137H86ZM173 136V137H172ZM1 138V136H0ZM82 138V140H81ZM117 140H116V139ZM173 138V139H172ZM193 138V137H192ZM118 139H121V141H119ZM175 139V140H174ZM49 140V139H48ZM75 140H77V143L75 142ZM79 140V141H78ZM125 140V141H124ZM167 140V141H166ZM169 140V141H168ZM176 141V142H175ZM261 141V139H260ZM3 142V140L1 141ZM50 142V145L54 148V149H59L61 148V145L58 144V143H55L51 140H49ZM122 142V143H121ZM166 142V143H165ZM238 143H240V141H236ZM115 144L116 145V148L114 149H111L109 147V144ZM175 143V144H174ZM4 145H6V148L7 150H5L4 148H0V158L2 159V157H4L3 160L0 159V166L3 168L5 167L9 172H8V176H13L12 177V180L14 179V182H15V185H13L11 188L8 189V195L11 197L9 198L10 200H12L13 196L15 193H18L20 191H23V192H26L28 193L29 190L31 188H33V190H37V187L39 185H41L42 182H38V179H39V176H42L45 175H49V174H54L55 177H56V180H58L59 183H61V186H59L58 184H56L55 182L53 181H49L46 185V188L47 190H51V189H55L57 190L58 187H63L65 188V191H66V194H65V198L66 199H69L70 197H67V196H71L72 197V194H70V189L74 188L76 185L77 186H90L91 188H93V191H94V188H97L98 187V183H100L101 181L104 180V178H106L107 180H109L111 178V175L109 174H105L103 172L100 173V175H93V176H84V177H81L80 178V174H79V178H76L75 179V168L73 166V164H69V165H66L65 166V163L60 165V166H56V165H52V164H49L47 163L46 166H41L40 167L37 165V162L35 158L33 157H36L38 158L37 155H39V152H38V146H34L30 144V142L27 144V147L29 146V148L27 149L30 153H26L23 151V147L22 146H15L17 143L15 144H5L4 142L2 143ZM57 144V145H55ZM172 144V147H169L171 146ZM123 147H122V146ZM127 145V146H126ZM166 145V146H165ZM176 145H178L176 147ZM130 148H129V147ZM10 147V148H9ZM14 147V148H13ZM26 147V148H27ZM59 147V148H58ZM87 147V149H88ZM119 147V148H118ZM122 147V148H121ZM143 147H145L143 145ZM124 148V150H122ZM132 148V149H131ZM126 149V150H125ZM158 149V147H157ZM141 151V152H140ZM7 152V153H4ZM13 152H15L16 154H14ZM112 152V153H111ZM125 152V153H124ZM128 152V153H127ZM140 152V153H139ZM143 152V153H142ZM187 152V151H186ZM36 154V155H35ZM133 154V155H132ZM17 155L18 157L20 158V161L18 162V158H17ZM25 155V156H23ZM136 155V157H135ZM139 155V156H137ZM177 155V153H176ZM184 155V156H183ZM33 156V157H31ZM15 157V158H14ZM23 157V158H22ZM81 157L83 158V160L87 163L88 160H90V158L86 157V159H84V156L81 155ZM131 159H130V158ZM185 153L183 154H178L177 156V161L176 159H174L175 162L171 161V163L168 161L165 163H163L164 166V175L166 174L167 176L170 175L172 178H177L179 179L180 181H183V182H190L189 180V176H184L183 173L181 172H178L175 167H178V166H181L182 164L183 165H187L189 163H185ZM137 158H141L140 162H143V169L142 170H138V166H137V163L139 161H136L138 160ZM179 158V159H178ZM184 158V159H183ZM193 159L192 157H188V161H190L191 163L190 164H193ZM16 160V161H15ZM21 160L23 162H21ZM183 161L181 163V161ZM199 160V159H197ZM28 163H24V162H27ZM131 161V163H130ZM35 162V163H34ZM113 162H114V159H113ZM195 162V161H194ZM8 163V164H7ZM15 163V164H13ZM17 163V164H16ZM33 163V165H32ZM130 165H128V164ZM185 163V164H184ZM7 164V165H6ZM25 164V165H24ZM133 164H134V167H133ZM170 164V165H169ZM13 167H11V166ZM35 165H37L35 167ZM48 165V166H47ZM115 165V164H114ZM128 165V166H126ZM16 166V167H15ZM62 166V167H61ZM69 166V167H68ZM73 166V167H72ZM172 166H175V167H172ZM28 167V169H27ZM42 167V168H41ZM47 167V168H46ZM59 167V168H57ZM61 167V168H60ZM72 167V172H70L71 168ZM146 167L148 169H146ZM151 167V168H150ZM171 167V168H170ZM23 168V169H21ZM38 168V169H37ZM125 168V169H124ZM153 168V169H152ZM168 168V169H167ZM174 168V169H173ZM10 169V170H9ZM20 171H19V170ZM27 169V170H26ZM59 169V170H57ZM68 170V172L66 170ZM151 169V171L149 170ZM157 169V170H156ZM174 171H173V170ZM11 170L14 171V173H11ZM46 170V171H45ZM134 172H133V171ZM156 170V172L154 171ZM163 170V169H162ZM170 170V171H169ZM27 171V172H26ZM65 173H64V172ZM158 171V172H157ZM168 171V172H166ZM40 172V173H39ZM44 174H43V173ZM46 172V173H45ZM54 172V173H53ZM85 172V171H84ZM148 172V173H147ZM173 172V173H172ZM175 172V173H174ZM178 172V173H177ZM18 173V174H17ZM22 173V174H21ZM34 173V174H33ZM42 173V174H41ZM14 174V175H13ZM16 174V175H15ZM33 174V175H32ZM41 174V175H40ZM105 174V175H104ZM134 174V175H133ZM155 174V175H154ZM175 174V175H174ZM35 175V176H34ZM88 175V174H87ZM129 175V176H127ZM179 175V176H178ZM182 175V177H181ZM20 176V177H19ZM60 176V177H59ZM156 176V177H154ZM17 177V178H16ZM26 177V178H25ZM163 177V178H161ZM187 177V178H185ZM28 178V179H27ZM31 178V179H30ZM34 178V179H33ZM70 178H72L71 180H69ZM130 178V179H129ZM19 179H21V181H25L26 182V185L24 187L18 185H16V183H19ZM24 179V180H23ZM30 179V180H29ZM33 179V180H32ZM68 179V181H67ZM184 179V180H183ZM75 180V184L73 185V182ZM112 179L109 180V182L111 181ZM130 180V181H129ZM163 182H166V183H163ZM186 180V181H185ZM18 181V182H17ZM43 181V180H41ZM33 182V183H32ZM162 182V183H161ZM28 183V184H27ZM31 183V184H29ZM37 183V184H36ZM51 183V184H49ZM155 183V182H153ZM34 184V185H33ZM53 184V185H52ZM55 184V185H54ZM94 184V187L91 186ZM101 184V183H100ZM128 184V185H127ZM17 189H16V187ZM33 186V187H32ZM50 186V187H49ZM74 186V187H73ZM133 186V187H132ZM241 188L242 185L240 184ZM14 187V189H12ZM23 188V189H21ZM28 188V189H27ZM51 188V189H50ZM171 188V189H170ZM157 189V188H156ZM167 189V190H166ZM20 190V191H19ZM115 190V189H114ZM159 191V189H157ZM124 191H126L124 193ZM99 192L101 193V190L98 191V192H94V194H92V197H87L86 199L84 200H80V204H77V207L79 206H86L87 210L90 211L91 209H96L97 206H96V203L98 202V199L95 198L97 197V195L99 194ZM120 193V194H119ZM70 194V195H69ZM125 194V195H123ZM170 195V196H169ZM247 195V197H246ZM74 196V195H73ZM83 196V195H82ZM182 196V197H181ZM245 196V197H244ZM244 196L242 197L243 198V201L245 200H248V198L250 197V195H248L246 192H244ZM249 196V197H248ZM31 197V196H30ZM76 197H80V196H76ZM132 199H131V198ZM164 198V199H163ZM177 198V199H176ZM180 198V199H179ZM246 198V199H245ZM142 199V198H141ZM166 199V200H165ZM175 201H174V200ZM127 200H129L127 202ZM144 200V199H143ZM168 200L170 202H168ZM132 203H131V202ZM144 201H147V200H144ZM181 201V202H180ZM242 201V199H241ZM239 202V203H236V204H233L232 208H239L237 207V205L240 207L241 206H244L245 203H242V202ZM22 204L19 205L18 209H19V212H20V215L23 217H16L17 220H23L24 217H25V214L27 211H31L32 209H28L29 205V200L26 201L25 200H21ZM26 202V203H24ZM83 202V203H82ZM85 202V203H84ZM178 202V203H176ZM247 202V201H246ZM129 203V204H128ZM174 203V204H173ZM135 204V205H134ZM28 205V206H27ZM39 207L41 206V203L38 204ZM79 205V206H78ZM128 205V206H127ZM164 205V206H163ZM145 206V207H146ZM179 206V207H178ZM236 206V207H235ZM37 208L35 211H37L36 213H39L40 212V208ZM135 207H138L137 209ZM105 208V209H104ZM104 209V210H103ZM136 209V210H135ZM106 210V211H105ZM108 210V211H107ZM130 210V211H129ZM136 212H135V211ZM149 210V212H147ZM33 211V210H32ZM145 211V212H144ZM189 211V210H188ZM133 212V213H132ZM140 212V213H139ZM160 212V213H159ZM167 212V213H166ZM50 213V210L43 216V217H46L48 216ZM148 213V214H147ZM159 215H158V214ZM162 213H163V219H162ZM140 216H139V215ZM152 214V215H151ZM161 214V215H160ZM169 214V215H168ZM174 214V219H173V215ZM14 215V214H13ZM12 215V216H13ZM155 215V216H154ZM166 215V216H165ZM102 216H103V219H102ZM147 216V217H146ZM153 220H152V218ZM158 220H156L157 218ZM172 216V217H171ZM260 215H254V214H250V216L248 215H245L243 216V218L247 219L249 217H259ZM99 217V218H97ZM168 217H170V219H168ZM260 217H263V216H260ZM150 218V219H149ZM161 218V219H160ZM165 219V220H164ZM167 219V220H166ZM244 219V220H245ZM260 219V218H258ZM257 219V220H258ZM262 220H264V218H261ZM140 220L142 221V223L140 222ZM145 222H144V221ZM146 220L148 221L146 223ZM160 220V221H159ZM163 220V222H162ZM170 220V222L168 221ZM7 218L5 219H1L0 218V235H3L7 232H9V229L11 227H7ZM154 221H156L154 223ZM174 221H176L174 223ZM249 223H252L251 220H248ZM247 221V222H248ZM9 222V221H8ZM150 222V223H149ZM10 223V222H9ZM8 223V224H9ZM151 223H154L153 225L155 226H152ZM156 223L158 225H156ZM165 223H168V224H165ZM235 224V222H233ZM147 224V225H146ZM136 225V226H135ZM164 225V226H163ZM168 225V226H167ZM172 228H171V226ZM220 225V226H219ZM217 224V227L220 228V231L221 232H224L226 231L227 232V235L228 237L231 236V233L230 231L228 230H225V229H228L225 228V226L223 225V223H220V224ZM222 225V226H221ZM156 226L158 228H156ZM170 226V227H169ZM153 227V228H152ZM190 227V228H189ZM143 228V229H142ZM155 228V229H154ZM165 228V229H164ZM167 228V229H166ZM189 228V229H188ZM157 229V230H156ZM162 229H164L163 231H161ZM21 231V229H19ZM147 230V231H146ZM156 230V231H155ZM262 230L263 229V226L261 225V227H259L258 229H256V231H242L241 233L243 234L244 237H247V235L250 233L252 235L251 238V244L253 245V248L254 250L252 249H248V253L247 254H240V255H244L246 256L247 255V258L251 259V260H254L255 262H257V264H264V238H262V236H260L262 233ZM16 231V230H15ZM145 231L147 233H145ZM261 231V232H260ZM126 232H128V230H126ZM184 232V233H183ZM208 232V231H207ZM206 230L202 231H198V233L201 235V234H205L207 233ZM253 232V233H252ZM17 233V231H16ZM151 233H153V235L155 234V236H153ZM180 234L179 236H176V234ZM247 233V235H246ZM256 233V235H254ZM166 234V235H165ZM177 234V235H178ZM182 234V235H181ZM223 234V233H221ZM242 234H241V237H242ZM127 235V234H126ZM124 235V236H126ZM131 234H129L130 236ZM146 235V236H147ZM246 235V236H245ZM255 237H254V236ZM9 236H12V234L9 232ZM26 237H28L26 234L24 235ZM133 237H135L134 235H132ZM145 236V235H144ZM177 238H176V237ZM223 236V235H222ZM260 236V237H259ZM183 237V238H182ZM195 237V236H194ZM136 238V237H135ZM149 238V237H147ZM253 238V240H252ZM262 238V239H261ZM137 240H140L139 238H136ZM199 239H204L205 241H202V243H206V249L205 251H201V246L199 245ZM256 239V240H255ZM260 239V240H259ZM180 240V241H179ZM194 240H197V241H194ZM215 240V241H214ZM255 240V241H254ZM261 241V242H258V241ZM263 240V241H262ZM113 241L114 239H111L109 238V245H112L113 244ZM213 241V242H212ZM181 242V243H180ZM183 242V243H182ZM215 242V244H213ZM224 242V241H223ZM253 242V243H252ZM212 243V244H211ZM226 243V242H225ZM117 245V244H116ZM115 245V246H116ZM122 245L121 243L119 244L118 243V247L120 248V250L124 249V246L121 248ZM116 246V247H117ZM211 246V247H210ZM214 246V247H213ZM263 248H262V247ZM16 249H19L17 246L13 245V250ZM182 247V248H181ZM204 247V246H203ZM96 248V246H95ZM205 248V247H204ZM210 248V249H209ZM212 248V249H211ZM217 248V249H216ZM259 248V249H258ZM256 249V250H255ZM210 250V251H209ZM218 250V251H217ZM261 250H262V253H261ZM94 251V248L92 249V252ZM158 251V250H157ZM182 251V252H181ZM208 251V252H207ZM213 251H217V252H213ZM254 251V252H253ZM207 252V253H206ZM178 253V254H177ZM206 253V254H204ZM215 253V254H214ZM251 253V255H250ZM254 253V254H253ZM259 253V254H258ZM261 253V254H260ZM176 254V255H175ZM89 255V256H88ZM96 257H95V256ZM83 254L81 257L77 258V260L75 261V259H73L74 261V264H104V258L105 260L108 259L109 260V257L105 254H101V256L103 257H99L98 254ZM239 255V254H238ZM49 258L51 257L50 259L54 260L56 257H57V254H36V258L38 261H40L42 259V257L45 259V257ZM54 256V258H53ZM73 257V254H63L62 256V259L65 257L66 259H68L67 261L69 262V257ZM92 256V257H91ZM253 256V257H252ZM255 256V258H254ZM94 257V258H93ZM214 257V258H213ZM64 258V259H65ZM100 258V259H99ZM213 258V259H212ZM254 258V259H253ZM42 259V260H44ZM225 259V260H224ZM259 259V260H258ZM263 259V261H262ZM131 264H140V262H138V260H136L134 262L135 259L131 260L129 259ZM217 260V261H216ZM261 260V261H260ZM64 261V260H63ZM71 261V263L73 262ZM79 261V262H77ZM93 261V262H92ZM216 261V262H214ZM260 261V262H259ZM65 262V261H64ZM101 262V263H100ZM134 262V263H133ZM221 262V263H220ZM229 262V263H228ZM259 262V263H258ZM262 262V263H261ZM4 263V262H2ZM70 263V262H69ZM116 263V261H115ZM157 264V263H155Z\"/></svg>",
  "mask_w": 264,
  "mask_h": 264
},
{
  "label": "clouds",
  "instance_id": "9594fccd",
  "mask_svg": "<svg viewBox=\"0 0 264 264\" xmlns=\"http://www.w3.org/2000/svg\"><path fill=\"white\" fill-rule=\"evenodd\" d=\"M62 0H0V72L24 64L42 51L57 28ZM252 165L251 157L209 154L203 163L193 162L189 180L193 190L183 204L194 228L205 229L219 221L225 207L244 195L240 177Z\"/></svg>",
  "mask_w": 264,
  "mask_h": 264
},
{
  "label": "water",
  "instance_id": "95a60500",
  "mask_svg": "<svg viewBox=\"0 0 264 264\" xmlns=\"http://www.w3.org/2000/svg\"><path fill=\"white\" fill-rule=\"evenodd\" d=\"M104 224H105V226H107V227L114 228V221L112 220L111 217H106V218L104 219Z\"/></svg>",
  "mask_w": 264,
  "mask_h": 264
}]
</instances>
